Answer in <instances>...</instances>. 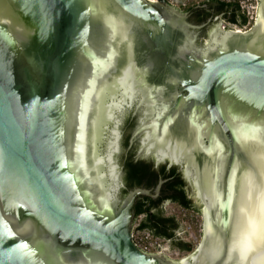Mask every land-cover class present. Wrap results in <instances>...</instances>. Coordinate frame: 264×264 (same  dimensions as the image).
Returning <instances> with one entry per match:
<instances>
[{
	"label": "water",
	"instance_id": "1",
	"mask_svg": "<svg viewBox=\"0 0 264 264\" xmlns=\"http://www.w3.org/2000/svg\"><path fill=\"white\" fill-rule=\"evenodd\" d=\"M260 3L252 28L221 21L198 44L206 23L162 0H0V264H264ZM138 86L198 105L200 124L147 134L204 203L181 261L135 246L130 209L150 191L119 199L113 142L99 144Z\"/></svg>",
	"mask_w": 264,
	"mask_h": 264
},
{
	"label": "flooded vegetation",
	"instance_id": "2",
	"mask_svg": "<svg viewBox=\"0 0 264 264\" xmlns=\"http://www.w3.org/2000/svg\"><path fill=\"white\" fill-rule=\"evenodd\" d=\"M194 7V6H193ZM261 3L259 0V13H260ZM219 5L215 2H204L200 5H195V7L191 10H184L189 14L190 21L195 24L206 23V25L201 28L200 37L198 39V44H206L211 41V33L215 27L221 21L225 22V13L218 12ZM209 11L212 13L211 16L208 17L205 21H198L197 18L200 16L202 12ZM257 17V20L259 18ZM250 27L252 28L256 23ZM215 22L213 26L211 22ZM249 28V29H250ZM208 31V34H207ZM170 89H174L172 86H168ZM145 87L138 86L139 90L133 96H127L123 98L122 95L119 97L122 98L121 106L115 112V118L110 121L108 124L104 125V133L102 142H100V147L102 151L106 152L108 147L110 146L111 141L113 142V147L115 148L114 152V161L116 164V186L117 192L116 195L119 199H125L131 190L135 188H145L148 189L149 193L139 194L133 206L131 207V221H130V230L133 233L135 229V223L138 220L140 215H136V205L138 202L139 196H150L154 199L158 198L161 193V188L164 183V179H160L158 184L155 187H147L146 183L141 184L138 187L133 189H129L126 183V159L131 150L136 148L135 159H145L147 161L153 162V164L158 168L162 164H166L167 168L171 169L173 166L178 167V171L182 173L184 180L186 181V187L188 190V195L192 199V204L199 207L200 212L204 219V203L198 197L197 189L194 182V175L187 176L185 167L186 161L183 163L172 162L168 157L164 160H159L157 157V153L155 149L147 143V134L149 132L154 131L156 134L155 140L158 139V134L160 133V137H164L166 134L170 133L175 128H182L183 130H189L190 125L194 124L196 121H199L200 124V115H197V104L194 101H190L189 103H184V106H180L181 97L176 98L173 93H155L148 94L147 96L141 92V89ZM153 89V86H151ZM89 90V89H88ZM87 90V91H88ZM87 95V94H86ZM109 101V98H108ZM200 107V106H199ZM198 116V117H197ZM202 116V115H201ZM198 119H197V118ZM114 128H116V133L113 132ZM170 130V131H169ZM112 180V179H110ZM128 189L127 194H124V190ZM175 205H182L180 203L174 201H165V208L169 214H175V216L179 217L174 210ZM183 206V205H182ZM106 210V207H104ZM144 216V215H143ZM184 225V224H183ZM205 230V223H204ZM185 235L187 236V232L185 228L182 226L179 227L177 231V235L179 238L183 237L185 239ZM188 240V239H187ZM133 241V240H132ZM166 241V240H165ZM189 251L180 250L172 247V245L166 241L165 245L160 249V252L163 255L168 257V254L176 253H188L185 258H191L192 254L195 251V247H190L192 245L189 241L186 243ZM136 246V245H135ZM137 247V246H136ZM156 253H149L151 255H156ZM175 260V259H174ZM181 261L182 259H176Z\"/></svg>",
	"mask_w": 264,
	"mask_h": 264
},
{
	"label": "trees",
	"instance_id": "3",
	"mask_svg": "<svg viewBox=\"0 0 264 264\" xmlns=\"http://www.w3.org/2000/svg\"><path fill=\"white\" fill-rule=\"evenodd\" d=\"M206 2L217 3L219 5L218 12L225 13L226 22L236 23L241 26L246 24V17L236 4L224 3L218 0ZM194 7L192 6L183 10H191ZM211 15L212 13L209 11L202 12L197 20L199 22L205 21ZM214 24L215 22L213 21L210 26ZM135 152L136 148L129 152L126 159V183L129 189L138 187L143 183H146L147 187H155L160 179H164L158 198L154 199L150 196L138 197L136 215H144L139 223V228L149 229L152 233L163 237L177 250L189 251L185 244L188 241L187 236L185 235V239L176 236L180 226L185 228L183 221L180 217L175 216V214H169L165 208V201H174L200 212L199 207L192 204V199L188 195L186 187L187 183L182 173L178 171L177 166L169 169L166 164H162L157 168L153 162L145 159L136 160ZM127 192L128 189H125L124 194L126 195Z\"/></svg>",
	"mask_w": 264,
	"mask_h": 264
},
{
	"label": "built area",
	"instance_id": "4",
	"mask_svg": "<svg viewBox=\"0 0 264 264\" xmlns=\"http://www.w3.org/2000/svg\"><path fill=\"white\" fill-rule=\"evenodd\" d=\"M160 1V0H152ZM174 7H180L187 9L189 7L200 5L209 0H162ZM224 3L236 4L241 12L246 17V24L241 26L236 23L226 22L227 27L236 30H247L256 21L259 12V0H218ZM175 213L183 221L185 231L187 232V239L193 247L197 246L203 235L204 231L198 223V219L193 214V209L182 205L174 206ZM143 217V214L138 217L135 223V229L132 233V240L134 244L142 251L146 253H158L160 249L165 245L166 241L163 237L152 233L149 229L139 228V223Z\"/></svg>",
	"mask_w": 264,
	"mask_h": 264
},
{
	"label": "rangeland",
	"instance_id": "5",
	"mask_svg": "<svg viewBox=\"0 0 264 264\" xmlns=\"http://www.w3.org/2000/svg\"><path fill=\"white\" fill-rule=\"evenodd\" d=\"M188 253H183V254H181V253H174V254H168V257L169 258H171V259H183V258H185L186 257V255H187Z\"/></svg>",
	"mask_w": 264,
	"mask_h": 264
},
{
	"label": "bare ground",
	"instance_id": "6",
	"mask_svg": "<svg viewBox=\"0 0 264 264\" xmlns=\"http://www.w3.org/2000/svg\"><path fill=\"white\" fill-rule=\"evenodd\" d=\"M128 88H129L130 90H131V89H133V87H132V86H129Z\"/></svg>",
	"mask_w": 264,
	"mask_h": 264
}]
</instances>
